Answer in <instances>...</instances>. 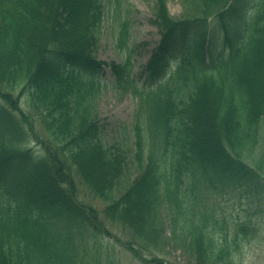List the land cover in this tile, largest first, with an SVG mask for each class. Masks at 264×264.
I'll return each instance as SVG.
<instances>
[{"label": "trees", "instance_id": "obj_1", "mask_svg": "<svg viewBox=\"0 0 264 264\" xmlns=\"http://www.w3.org/2000/svg\"><path fill=\"white\" fill-rule=\"evenodd\" d=\"M168 1L156 0L151 22L160 53L182 52L180 65L166 77L156 55L142 87L132 84V166L125 148L103 140L96 107L104 0H0V264H102L100 237L112 234L95 207L77 202L74 175L108 202L103 214L129 231L130 242L117 241L133 255L160 245L165 212L192 264H238V233L256 229L241 222L230 239L226 220L196 196L231 187L264 196V0L242 27L252 0H179V19ZM128 41L120 20L117 47ZM110 65L113 84L127 89L126 66ZM152 257L141 260L164 264Z\"/></svg>", "mask_w": 264, "mask_h": 264}, {"label": "rangeland", "instance_id": "obj_2", "mask_svg": "<svg viewBox=\"0 0 264 264\" xmlns=\"http://www.w3.org/2000/svg\"><path fill=\"white\" fill-rule=\"evenodd\" d=\"M155 3L156 0H106L105 2V9H108L105 10L102 26L98 33L97 56L105 63L124 64L128 62L130 76L134 83H141L139 74L143 65L150 60L160 45L157 29L150 24ZM167 5L173 17L181 18L183 10L179 0H169ZM126 16L131 20L130 44L133 48L135 46V50L130 54L126 51H119L114 43L117 36V21L123 20ZM99 77L103 84L99 91L97 109L100 118L107 123L103 139L110 145L113 141L122 142L123 146L130 150L131 153L129 154L132 156L134 154V136L131 132V124L136 108V99L132 96L130 88H128V91H123L122 88L116 85H110L114 74L108 65L104 66V70ZM200 130L198 129L196 134L207 140L212 139L210 132ZM29 144L34 152L39 151L40 146L35 141L30 140ZM247 160L252 161L251 164L254 163V158H248ZM257 162L258 160L255 165ZM130 164L133 165L132 157L130 158ZM135 176L136 169L131 167L125 180V186L120 192L125 190ZM73 180L78 201L96 207L101 213L102 221L105 222L107 229L116 239L123 242L130 241L127 229L107 221L104 217L102 211L106 206V202L95 199V196L77 175L73 176ZM119 194V192L116 193L117 196ZM212 198L219 216L226 217V219H239L236 222L251 221L252 226L256 228V231L251 232L246 239H242L243 234L238 233L239 249L236 255L239 258H233L237 260L238 264H264V199L251 198L240 190L226 191ZM162 217L163 226H161V229L162 231L164 229L165 232L161 237L163 240L160 245L148 244L149 247L142 248L141 255L139 254L138 257L123 248L120 250L119 245L112 241L116 246V250L120 252L110 255L109 264H143L141 257L150 259L152 256L163 260L164 264H192V258H195V256L192 257V253L188 249L186 250L182 244L183 242L169 237L171 231L169 220L167 218L163 220L164 216ZM151 229L152 227L147 225L144 230L148 232ZM162 231L159 230V233H162ZM229 232L231 239L235 236V233L232 229ZM105 239L104 244L110 245L109 240ZM104 264H107V262Z\"/></svg>", "mask_w": 264, "mask_h": 264}]
</instances>
